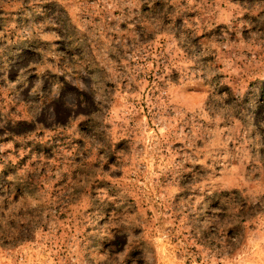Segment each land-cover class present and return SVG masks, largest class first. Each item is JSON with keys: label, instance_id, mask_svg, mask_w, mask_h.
<instances>
[{"label": "rangeland", "instance_id": "rangeland-1", "mask_svg": "<svg viewBox=\"0 0 264 264\" xmlns=\"http://www.w3.org/2000/svg\"><path fill=\"white\" fill-rule=\"evenodd\" d=\"M0 264H264V0H0Z\"/></svg>", "mask_w": 264, "mask_h": 264}]
</instances>
